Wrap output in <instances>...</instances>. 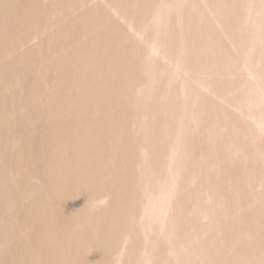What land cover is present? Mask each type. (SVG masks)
I'll use <instances>...</instances> for the list:
<instances>
[{
	"label": "bare ground",
	"instance_id": "bare-ground-1",
	"mask_svg": "<svg viewBox=\"0 0 264 264\" xmlns=\"http://www.w3.org/2000/svg\"><path fill=\"white\" fill-rule=\"evenodd\" d=\"M0 264H264V0H0Z\"/></svg>",
	"mask_w": 264,
	"mask_h": 264
},
{
	"label": "clouds",
	"instance_id": "clouds-1",
	"mask_svg": "<svg viewBox=\"0 0 264 264\" xmlns=\"http://www.w3.org/2000/svg\"><path fill=\"white\" fill-rule=\"evenodd\" d=\"M107 201H106V199L105 200H103V201H101V203L103 204V203H106Z\"/></svg>",
	"mask_w": 264,
	"mask_h": 264
}]
</instances>
